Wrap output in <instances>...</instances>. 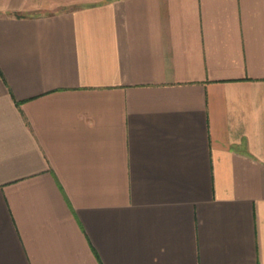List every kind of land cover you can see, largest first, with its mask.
Here are the masks:
<instances>
[{"label":"crops","instance_id":"0c3cea01","mask_svg":"<svg viewBox=\"0 0 264 264\" xmlns=\"http://www.w3.org/2000/svg\"><path fill=\"white\" fill-rule=\"evenodd\" d=\"M0 264H264V0H0Z\"/></svg>","mask_w":264,"mask_h":264}]
</instances>
